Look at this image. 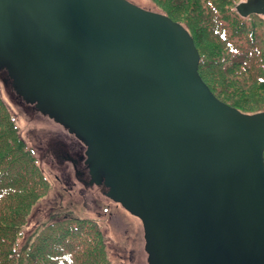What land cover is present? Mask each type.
Masks as SVG:
<instances>
[{"label":"water","instance_id":"obj_1","mask_svg":"<svg viewBox=\"0 0 264 264\" xmlns=\"http://www.w3.org/2000/svg\"><path fill=\"white\" fill-rule=\"evenodd\" d=\"M198 60L181 24L127 0H0V69L85 145L149 264H264V110L218 100Z\"/></svg>","mask_w":264,"mask_h":264},{"label":"trees","instance_id":"obj_2","mask_svg":"<svg viewBox=\"0 0 264 264\" xmlns=\"http://www.w3.org/2000/svg\"><path fill=\"white\" fill-rule=\"evenodd\" d=\"M151 1L186 29L199 56L198 75L218 100L242 113L264 110L258 15L241 17L238 0ZM262 157L264 165V150ZM47 189L32 149L0 98V264H111L96 224L74 217L42 225L23 252L15 253L25 217Z\"/></svg>","mask_w":264,"mask_h":264},{"label":"rangeland","instance_id":"obj_3","mask_svg":"<svg viewBox=\"0 0 264 264\" xmlns=\"http://www.w3.org/2000/svg\"><path fill=\"white\" fill-rule=\"evenodd\" d=\"M127 1L162 14V9L151 0ZM244 1H236L235 6ZM249 15H258L255 20L264 38V12L246 17ZM0 98L13 118L19 137L32 149L48 181V189L31 205L25 217L15 253L23 252L21 248L42 225L74 217L96 224L111 264H149L141 219L115 201L109 195L108 186L92 181L85 145L64 126L22 101L3 68L0 69Z\"/></svg>","mask_w":264,"mask_h":264}]
</instances>
